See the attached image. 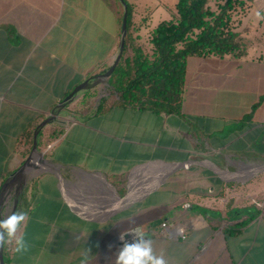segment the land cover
<instances>
[{
  "label": "crops",
  "instance_id": "1",
  "mask_svg": "<svg viewBox=\"0 0 264 264\" xmlns=\"http://www.w3.org/2000/svg\"><path fill=\"white\" fill-rule=\"evenodd\" d=\"M126 1L131 57L177 0ZM253 2L234 17L243 56L188 59L181 113L124 105L113 90L115 99L101 97L94 111L64 125L44 152L54 171L37 172L39 183L21 191L22 198L29 189L31 213L17 237L28 248L17 252L14 242L10 264H81L86 250L87 264H115L113 239L140 225L157 250L177 245L167 262L264 264V4L251 43ZM123 14L119 0H0V185L25 161L29 123L112 65ZM94 83L72 101L89 102ZM164 222L187 238L164 236Z\"/></svg>",
  "mask_w": 264,
  "mask_h": 264
},
{
  "label": "trees",
  "instance_id": "2",
  "mask_svg": "<svg viewBox=\"0 0 264 264\" xmlns=\"http://www.w3.org/2000/svg\"><path fill=\"white\" fill-rule=\"evenodd\" d=\"M247 1L252 0H222L214 8L212 0H177L172 17L152 29L146 46H135L131 57L126 56V42L122 58L109 78L111 88L119 94V103L181 113L189 58L209 55L241 57L245 54L240 33L234 28V17L245 11ZM126 2L129 30L133 7ZM104 108L103 100L99 111ZM39 123L30 122L22 133L29 145L25 154L32 149ZM28 190L22 195L17 209L26 216L31 202ZM4 261L5 264L11 263L6 244Z\"/></svg>",
  "mask_w": 264,
  "mask_h": 264
},
{
  "label": "rangeland",
  "instance_id": "3",
  "mask_svg": "<svg viewBox=\"0 0 264 264\" xmlns=\"http://www.w3.org/2000/svg\"><path fill=\"white\" fill-rule=\"evenodd\" d=\"M142 1H146L147 4L150 5V6L157 5L156 4L157 0H142ZM164 1L168 5L171 4V6H172L174 0H164ZM221 1L222 0H212V6L214 8H216L218 6V4L221 3ZM261 4H264V0H254L252 13L249 15V17L252 19V21H251L252 25L248 26L249 28L246 30L247 31L246 36L251 40L250 41L251 43L256 41L255 38H256V35H258V33H257L258 31L256 32V29L259 26L257 24L258 20H257L256 14H259L258 10H260V9H258V7ZM138 11L142 13V12H145V9L143 7H140V8H138ZM240 13H242V12H238L235 16H237ZM169 17H170V15L167 14V16L164 17V18H169ZM158 20H159L158 18H154L153 19V21L151 23L152 27L156 26L158 24ZM108 82L109 81H106L105 79H103V80H101L98 83L99 87L97 89L93 90L94 93H93V96L91 97V99L89 100V102H87L88 100L83 102L82 97H81L80 99H78V100L75 99L70 104H68L66 109L69 110L71 115H64L62 113L60 115V117H59L60 121H57L55 123H52V124L44 127L43 128V133H42V136H41V142H39V150L42 151V152H45V150L48 149V145L55 139L56 136H58L59 131L60 132L62 131L64 125H67L70 122L76 120L78 118V116H81L83 111H85L86 113L94 111L95 107H97V104L99 103L101 97L109 96L112 99H115L116 96H117V94H116L117 92L116 93L113 92V89L111 88V86H110V84ZM88 94H90V92ZM91 94H92V92H91ZM47 116L48 115H44L42 118H40L37 121V123H39L42 120H44ZM27 147L28 146H26L25 149H27ZM22 149H23V147L21 146L20 150H22ZM31 151H32V149H31ZM31 151L29 153H27V154L22 152L24 154V156H25V160L27 159V157H29V155L31 154ZM19 167H17L16 169H14L12 171H9L8 174L5 176L4 180L6 179V177H8L14 171H16ZM263 176H264V174L261 175L260 181H261V178ZM35 177H36V172L32 173V174H28L27 176H22L18 180H16V182L12 185L11 190L6 195V198L7 197L8 198H7V200H5L4 207H3V209H2V211L0 213V217H2V219H4L8 214L11 213V211L13 209L15 198H17L21 194V191L25 188V186H27V184H29V186L31 187V186H36V184L39 183L38 178H35ZM18 205H19V203H18ZM17 209H18V206H17ZM41 210L42 209H40V211ZM27 212L29 214V213H31V210H27ZM28 217H29V215H28ZM28 217H26L25 220H27ZM45 217L48 218V219L52 218L54 220H57L56 217H51V216H45ZM25 223H26V221L23 222V226L26 225ZM61 223L62 224H66L67 220L61 219ZM92 236L95 237L94 234ZM14 242H15V239H13L12 242H10V243H6V248H7V251H8L9 255L11 254ZM168 244H170L168 241L167 242H162L161 245L164 246V250L159 251V250L156 249V247H154V244L152 243L154 254L157 255V256L163 255V257H169V258L177 257L179 255L177 253V245H173V246L169 247ZM170 245H172V244H170ZM166 249H168V250L165 252Z\"/></svg>",
  "mask_w": 264,
  "mask_h": 264
},
{
  "label": "water",
  "instance_id": "4",
  "mask_svg": "<svg viewBox=\"0 0 264 264\" xmlns=\"http://www.w3.org/2000/svg\"><path fill=\"white\" fill-rule=\"evenodd\" d=\"M123 7H124V14H123V20H122V30H121V39H120V44H119V49L118 52L116 54V57L112 63V65L103 73H100L99 75L93 77V78H88L85 81H83L82 83H80L79 85H77L52 111L51 113L37 126V128L35 129L34 132V144H33V148L31 151V154L29 155V157H27V159L24 161V163L16 170L14 171L11 175H9V177H7V179L4 181L1 189H0V213L4 207V203L5 200H7L6 195L8 194V192L11 190L12 185L16 182V180H18L20 177L22 176H27L28 174H31V172L28 171V167H30L31 165H35V170L32 173H37V172H44V171H54L53 166L51 165L52 163L50 162V160H48L45 157V153L40 151L38 148V144H39V135L41 130L54 123L59 120V117L63 111V109L76 97V95L82 91L83 89L87 88L90 86V84L95 81L94 84L100 82L101 80L105 79L106 81H109V78L112 76V74L114 73L116 67L118 66L122 55L124 53L125 50V46H126V38H127V33H128V4L126 2V0H119ZM109 83V82H108ZM36 155H38V160L45 164V167L42 168H37L38 166L36 165L35 158ZM37 160V161H38ZM190 163V161H188ZM189 163H183L188 165ZM206 161H203L202 164H205ZM182 164V165H183ZM180 166V165H179ZM26 184V183H25ZM21 198V194L15 198L14 201V205H13V209L11 212L16 211L17 210V206L18 203L20 201ZM0 219H2V217H0ZM145 235V238L147 239H151L152 238V233L150 230L145 229L144 226L140 225L137 226ZM137 227H134L130 230H127L124 233V241L120 240V235L123 234H119L118 236H116L113 241L118 245V247L121 249L123 247L124 242H132L133 240V236L128 233L130 231H132L133 229H136ZM5 246V245H4ZM4 246L2 248H0V264H5L4 261Z\"/></svg>",
  "mask_w": 264,
  "mask_h": 264
},
{
  "label": "clouds",
  "instance_id": "5",
  "mask_svg": "<svg viewBox=\"0 0 264 264\" xmlns=\"http://www.w3.org/2000/svg\"><path fill=\"white\" fill-rule=\"evenodd\" d=\"M187 207L189 205H185V208ZM25 219L26 213L22 211H13L4 219H0V248L15 239L17 252L27 250L28 245L24 238L17 237V232ZM128 233L133 236V240L130 243L124 242L116 255V264H167L163 255L154 254L151 239L145 238L144 233L138 227ZM120 240L124 241V233L120 235ZM88 254L89 250H86L81 264H87Z\"/></svg>",
  "mask_w": 264,
  "mask_h": 264
},
{
  "label": "built area",
  "instance_id": "6",
  "mask_svg": "<svg viewBox=\"0 0 264 264\" xmlns=\"http://www.w3.org/2000/svg\"><path fill=\"white\" fill-rule=\"evenodd\" d=\"M163 231L162 233L166 237H172V238H177V239H186L187 238V233L185 229H183L180 225L178 224H168V222H164L162 224ZM182 229V231H181ZM167 264H184V263H178V262H167Z\"/></svg>",
  "mask_w": 264,
  "mask_h": 264
}]
</instances>
